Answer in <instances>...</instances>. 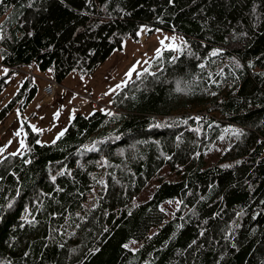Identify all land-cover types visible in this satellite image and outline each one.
<instances>
[{"label":"trees","instance_id":"trees-1","mask_svg":"<svg viewBox=\"0 0 264 264\" xmlns=\"http://www.w3.org/2000/svg\"><path fill=\"white\" fill-rule=\"evenodd\" d=\"M27 3L0 0V65L8 69L0 93L8 76L24 68L62 86L72 73L92 75L124 38H136L141 24L180 34L191 51H161L145 66L153 75H134L111 95L118 116L80 109L55 143L37 144L39 132L22 119L28 150L0 161V261L264 264V78L257 75L264 71V0ZM233 31L248 35L234 42ZM212 48L225 52L209 56ZM208 73L219 83H208ZM178 81L184 91H175ZM38 92L34 77L26 76L0 108V122L14 108L22 113ZM93 141L95 151L81 147ZM61 168L71 175L51 181ZM173 200L181 202L173 214L162 212ZM131 240L135 253L122 247Z\"/></svg>","mask_w":264,"mask_h":264},{"label":"rangeland","instance_id":"rangeland-1","mask_svg":"<svg viewBox=\"0 0 264 264\" xmlns=\"http://www.w3.org/2000/svg\"><path fill=\"white\" fill-rule=\"evenodd\" d=\"M156 29L150 31L148 28V31L143 32L139 36L136 35V38H133L132 36L124 38L121 43V48L114 50L108 56L102 66H100L99 69H97L92 75L79 77L76 73L70 74L64 80L63 86L57 88L55 95L56 98L53 104L47 103L48 105H44L41 111H36L34 109V101H32L24 109V111H22L24 112L22 119L27 120L29 125H35L37 128L42 130L39 132L37 140L44 142L42 144H48L56 139L57 133L61 132V130H65L74 113H77V111L73 110L72 103L80 101V98H78V96L75 94H69L71 93L70 91H75L76 94H82L84 92L91 91L94 95H97L99 92H101L106 96L103 104L104 106H108L109 98L117 90L116 85L121 84V81L128 82L134 77V75L132 77L125 76V73L134 62H138L136 71H140L141 69L145 68L148 62L155 56L154 49L161 47L159 44L160 39H164V37H170L173 34L181 36L180 34L169 32L163 29H160L158 32ZM168 43L169 41L165 40V45ZM163 50L171 49L161 47V51ZM177 53L178 52H174V55ZM4 69L5 68L0 65V76L5 74ZM30 69L32 70L34 76V82L37 88L40 90L43 80L39 78L38 74L41 72H38L34 68ZM26 70L27 68H24L12 72L8 76L9 78L12 76V78L0 95L4 92L11 96L12 91L15 92L17 90V86H19L21 80L24 78V72ZM13 73H15V75H13ZM124 84H121V86ZM109 89L112 90L109 91ZM38 96H40V92H38L35 97ZM104 106L93 108L91 104L85 103L79 112L83 115H87L97 108L105 109ZM15 113H19L17 108L12 109L0 122V129L11 121ZM18 123V120H14V123L11 126V132L13 133L12 142L7 145L3 153H0V156L9 154L20 147L19 141L23 139L24 132L18 126ZM16 133L19 134L17 135ZM21 151H24V149H21ZM177 207V200L167 201L161 205V208L165 209L167 215H172Z\"/></svg>","mask_w":264,"mask_h":264},{"label":"snow or ice","instance_id":"snow-or-ice-1","mask_svg":"<svg viewBox=\"0 0 264 264\" xmlns=\"http://www.w3.org/2000/svg\"><path fill=\"white\" fill-rule=\"evenodd\" d=\"M87 2L90 3L91 0H87ZM105 3H107V0H105ZM167 3L169 5H173L174 4V0H167ZM32 4H33V0H28L27 6L28 7H32ZM252 10H253V12H255V6H253V9ZM118 11L123 12V9H119L118 8ZM157 18L159 19V17H157ZM254 26H255V21H253V27ZM145 31H148L147 25L141 24L139 26V29L136 31V35L139 36V35H141ZM156 31L159 32L160 29H156ZM27 35L31 36L32 33L31 32H28ZM230 35H231V39L235 42V41H239L242 38L247 37L248 34L245 31H239V32L233 31ZM3 38H4L3 37V30H2V28H0V40H2ZM228 38L229 37H225V41L226 42H227ZM165 40H168L169 41V43L167 45H165ZM177 41H178V43H177ZM159 44L161 45V47H166L168 49H171L174 52H180V51H183V50H188L189 52L191 51L190 45H189L188 41L185 40V38L183 36H177L175 34H173L170 37H164V39H160L159 40ZM161 47H157V48L154 49V52H155V56L156 57H159L161 55ZM0 51H2V50H0ZM224 52H225V49L224 48H212L210 50V52H209V56H217L219 54H223ZM3 59H4V56L3 55H0V60H3ZM204 59H208V57H204ZM230 59H231V61L234 64V66H235L236 69H241L242 70L243 66H242V64L240 63L239 60H237L235 57H230ZM171 62H175V59H173ZM137 64H138V62H134L133 65L131 67H129L128 71L125 73V76L126 77H132L133 75H135L137 79H141V74L142 73H147L149 75H153V73L148 72V69L147 68H143L140 71H136ZM254 66H255V64H254V61L253 60L250 59V60L247 61V67L249 69H252ZM198 67H200L201 69H203L205 67V65L203 63H201V64L198 65ZM4 72L7 73L8 72V69L5 68L4 69ZM13 75H15V73H13ZM257 75H259L261 78H264V71H261V72L257 73ZM124 83H126V81H121V84H124ZM208 83H219V82L218 81H214L213 78H212V74L211 73H208ZM121 84L116 85V88L119 89L120 86H121ZM111 90L112 89H109V91H111ZM175 91H177V92L184 91V89H182L180 87V82L179 81L177 82V87H176ZM212 95H215V93H212ZM100 111L101 112H105L108 116H113V115H117L118 116V114H114V113L108 111L107 109H101ZM17 115L19 116V113H17ZM88 115H92V113H89ZM193 119L199 121L201 119V117L200 116H195V117H193ZM149 126L151 127L152 125H149ZM157 126H160V125H157ZM29 127H31L34 132H40V131H42L41 129L37 128L35 125H29ZM63 131L64 130H61V132L57 133V137L56 138H59L60 136H62L63 135ZM194 131L197 134H199V129L198 128L197 129H194ZM226 131H227V129H226ZM232 132L235 134V136L237 138H239L241 135H243V132L240 129H232ZM16 134L18 135L19 133H16ZM221 139H223V137H221ZM177 141H180V137L179 136H177ZM100 142L102 143L103 141H100ZM10 143H11V141H8V144H10ZM36 143L37 144H42L44 142H42L40 140H37ZM51 143H55V139L53 141H51ZM97 143H98L97 141H93L91 144L82 145L81 147L83 149H85L86 151H95L96 150V147H97ZM19 145H20V147L17 148L15 151L9 153V155L16 156L17 154H19V155L23 156L24 155V152L21 151V149L28 150L27 149V146L25 145V141L23 139H21L19 141ZM6 147H7V144L4 145V146H0V153H3ZM226 150L227 149H222V151H226ZM121 154H122V151H121ZM101 159L104 160L105 163H107V161H106V159L104 157H101ZM165 159H168V157L165 156ZM3 160H4V157L3 156H0V161H3ZM23 163L25 165H27V164L30 163V161L27 160V159H25L23 161ZM236 163L239 164L240 162L239 161H236ZM224 167H229V166L228 165H224ZM65 174L71 175V173H70L69 170H66L64 168H61V169H59L56 172L55 175H51L50 174L49 179L51 181L55 182L57 176L65 175ZM12 175H15V173H12ZM99 183L103 185L104 184V181L101 180V181H99ZM53 191L59 192V191H63V189H61L59 187H56V188L53 189ZM17 195H19V189H17ZM40 195L41 196H51L52 193H43V192H41ZM14 199H15V197H13L12 199H9L8 200V205L9 206L12 204V202H13ZM36 203H42V202L39 199H37ZM180 203L181 202L177 201V206H179ZM95 207H96V205L94 204L93 205V208H95ZM28 211L29 210L26 207L25 208V213H27ZM161 211L164 212L165 209L161 208ZM52 215L55 216L56 213H53ZM76 215L79 216V213H77ZM236 215L239 216L240 213H237ZM253 218H255V217H253ZM21 219L22 220H25L26 223H31L33 225L35 224L34 218H32L31 220H28V219H26V217L22 216ZM23 226H24L23 224L20 225V227H23ZM230 232H231V227H229L228 232L225 233L224 239H226V240L229 239V233ZM203 234H204V231L202 229L201 230V235H203ZM13 239H15V238L13 237ZM149 239H151V237H149ZM135 243H137V241L131 240V241H129V243L123 244L122 247L124 249H126V250H131L133 253H135L137 251V249H135V248L129 249V244H135ZM192 243L195 244L196 241L193 240ZM232 247H235V244H233ZM24 256H28V252H25L24 253ZM0 264H10V262H8V261L5 260V261H0ZM146 264H147V262H146ZM217 264H220V262L217 261Z\"/></svg>","mask_w":264,"mask_h":264},{"label":"built area","instance_id":"built-area-1","mask_svg":"<svg viewBox=\"0 0 264 264\" xmlns=\"http://www.w3.org/2000/svg\"><path fill=\"white\" fill-rule=\"evenodd\" d=\"M31 73V72H29ZM57 83L53 80H47V83L41 89V96L39 100L35 103V108H38L42 103L48 102L54 97L55 88ZM82 98V102H78L72 105L74 111H79L84 103H89L92 106L103 105V101L106 99L105 95L98 94L94 95L92 92H85L79 95Z\"/></svg>","mask_w":264,"mask_h":264},{"label":"crops","instance_id":"crops-1","mask_svg":"<svg viewBox=\"0 0 264 264\" xmlns=\"http://www.w3.org/2000/svg\"><path fill=\"white\" fill-rule=\"evenodd\" d=\"M39 75V78H41L42 80H43V83H42V86L45 84V76H44V74H41V73H39L38 74ZM25 77H26V75L24 76V78L21 80V82H20V84H19V86H17V88L16 89H18L19 87H20V85L23 83V81H24V79H25ZM12 78V76L9 78L8 77V81H10V79ZM9 83V82H8ZM41 86V87H42ZM58 88V87H57ZM57 88H56V90H57ZM14 93V91H12V93H11V96L8 94V93H2L1 95H0V108L3 106V105H5L8 101H9V99H11L12 98V94ZM64 94H66V93H64ZM69 94H71V93H69ZM55 95H56V93H55ZM37 98L38 97H36L33 101H36L37 100ZM54 99H55V97L52 99V101H50L48 104H53V102H54ZM34 103V102H33ZM47 104V105H48ZM43 108V107H42ZM41 109V108H40ZM24 111V110H23ZM23 113L24 112H22V113H19V116L17 115V113H15L14 115H13V117H12V119H11V121L7 124V125H5L3 128H1L0 129V146H4V145H8V141H11L12 142V138H13V133L11 132V126H12V124L14 123V120H18V126L21 128V121H22V115H23ZM49 117H50V115H49ZM25 135V134H24ZM23 139H24V136H23ZM12 146H13V143H12Z\"/></svg>","mask_w":264,"mask_h":264},{"label":"bare ground","instance_id":"bare-ground-1","mask_svg":"<svg viewBox=\"0 0 264 264\" xmlns=\"http://www.w3.org/2000/svg\"><path fill=\"white\" fill-rule=\"evenodd\" d=\"M56 83H57V82H56ZM57 85L60 86L58 83H57ZM97 95H98V94H97ZM117 153H118V152H117ZM131 155H133V154H131ZM125 156H126V155H125ZM123 157H124V156H123ZM135 157H136V156H135ZM136 158H137V157H136ZM169 158H170V157H169ZM171 162H172V161H171ZM172 165H173V164H172Z\"/></svg>","mask_w":264,"mask_h":264}]
</instances>
